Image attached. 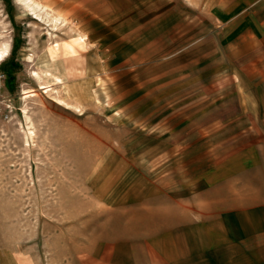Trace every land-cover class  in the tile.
Here are the masks:
<instances>
[{
	"label": "crops",
	"instance_id": "0c3cea01",
	"mask_svg": "<svg viewBox=\"0 0 264 264\" xmlns=\"http://www.w3.org/2000/svg\"><path fill=\"white\" fill-rule=\"evenodd\" d=\"M43 1L88 42L66 99L140 131L77 264H264V0Z\"/></svg>",
	"mask_w": 264,
	"mask_h": 264
},
{
	"label": "rangeland",
	"instance_id": "374dc122",
	"mask_svg": "<svg viewBox=\"0 0 264 264\" xmlns=\"http://www.w3.org/2000/svg\"><path fill=\"white\" fill-rule=\"evenodd\" d=\"M25 1L0 0V264H77L110 215L98 179L113 186L140 161L129 147L140 131L66 99L64 84L87 73L88 42L43 0Z\"/></svg>",
	"mask_w": 264,
	"mask_h": 264
},
{
	"label": "bare ground",
	"instance_id": "6f19581e",
	"mask_svg": "<svg viewBox=\"0 0 264 264\" xmlns=\"http://www.w3.org/2000/svg\"><path fill=\"white\" fill-rule=\"evenodd\" d=\"M25 2H27V3H25V4H27V6L26 7H30V8H32V6L33 5H40L39 3H37L35 0H26ZM4 50H6L5 48H4ZM5 53V52H4ZM5 57V55L3 54V51H1L0 52V61L3 59ZM37 75V74H36ZM42 87H44V88H46V86H42Z\"/></svg>",
	"mask_w": 264,
	"mask_h": 264
},
{
	"label": "built area",
	"instance_id": "2783aa9c",
	"mask_svg": "<svg viewBox=\"0 0 264 264\" xmlns=\"http://www.w3.org/2000/svg\"><path fill=\"white\" fill-rule=\"evenodd\" d=\"M5 80V74L0 71V102L2 100V84Z\"/></svg>",
	"mask_w": 264,
	"mask_h": 264
}]
</instances>
